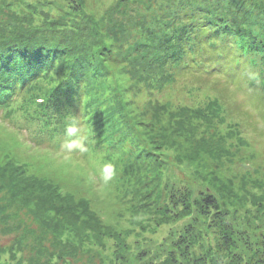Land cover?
<instances>
[{"label":"trees","instance_id":"trees-1","mask_svg":"<svg viewBox=\"0 0 264 264\" xmlns=\"http://www.w3.org/2000/svg\"><path fill=\"white\" fill-rule=\"evenodd\" d=\"M263 1L166 0L167 14L146 27V39L135 44L141 76L138 78L143 85H150L157 75L165 73L171 77L184 72L200 79L217 76L222 85H233L242 77L264 99ZM124 2L127 0H117L116 4ZM70 4L76 9L74 5L82 3L73 0ZM33 14L28 13L20 23L14 17L1 22L0 108L6 110L7 116L32 111L37 115L33 118L40 121L37 125L41 126V138L50 142L55 138L64 140L65 124L73 119L84 126L85 145L95 146L94 141L107 144L104 141H109L111 132L121 135L124 141L134 140L121 105L109 100L114 96L106 92L108 89H99L104 79L99 60L89 55L88 47L79 46L72 53V47L52 42L47 27H42L45 21L38 27L31 24ZM125 26L111 20L108 28L117 37L126 33ZM139 27L142 28L141 23ZM103 51L101 48L93 53L98 57ZM101 90L110 101L111 112L107 115L97 113L95 106ZM169 107L150 105L149 118L143 115L141 121L134 122L135 126H143L153 151L174 150V158L180 163L184 160L201 168L210 178L209 186L194 194L187 186L170 185L165 201L157 207V216L166 223L185 222L170 229L157 245L165 256L138 249L134 264H264V196L252 197L250 207L244 209V202H238L241 197L232 189V181L224 182L215 171L204 169V159L217 161L219 145L215 140L219 142L220 136L202 137L203 130L199 135L198 130L210 127L220 118L224 112L222 104L213 97L201 109ZM221 151L226 152L224 147ZM158 157V153L141 148L133 156L134 162L142 159L149 166H144V170L154 173V183L167 163ZM137 177L146 186L145 175ZM0 203L1 230L13 233L19 231L17 227L22 229L8 247L22 264L24 255L34 264L40 259L51 264L56 247L69 246L75 252L80 245H104L105 240L112 241L113 256L104 254L99 264H131L120 233L101 221L87 199L62 192L48 178L29 173L26 165L7 156L0 159ZM12 210L22 211L27 221L40 227L37 242L27 224L23 227L14 220ZM44 242L49 246H43ZM87 250L83 253L93 252L91 248ZM5 252L0 250V264H10L2 257ZM18 253L23 256L20 258ZM58 259L60 255L54 264Z\"/></svg>","mask_w":264,"mask_h":264},{"label":"rangeland","instance_id":"rangeland-1","mask_svg":"<svg viewBox=\"0 0 264 264\" xmlns=\"http://www.w3.org/2000/svg\"><path fill=\"white\" fill-rule=\"evenodd\" d=\"M71 1L73 0H0V27L1 22L7 23L6 20L10 17L16 18L20 23L25 21L28 13L33 12L31 24L38 27L45 21L46 25L42 27H47L48 38L58 46L72 47V53L79 46L88 47V52H91L89 55H94L101 64L104 79L99 89H108L106 92H111L114 96L109 100L121 105L123 114L132 126L134 140L124 141L121 135L111 132L109 141H104L107 144L94 141L95 146H92V143H86L87 150L83 151L79 149V143L84 144L87 134L82 125V135L76 149L71 154H65L61 149L65 139L55 138L50 142L45 138H36L37 134H41L38 132L41 126L37 125L40 121L33 118H37V115L32 111L29 114L10 113L11 116H7L6 110L0 108V159L7 156L26 165L29 173L48 178L62 192L87 199L101 221L120 233L125 241V250L129 251L126 257L131 259V264L137 262L138 249H150L163 257L165 252L160 251L157 245L169 234L170 229L185 222L181 220L177 224L166 223L157 216V207L165 201L168 188L171 184L175 187L187 186L195 194L209 186L210 178L201 168L184 160L181 163L176 160L174 150L163 149L162 154L160 151H153L147 144L151 140L143 133V126H135L134 122L141 121L143 115L149 118L150 105L167 104L171 109L185 107L196 110L215 97L222 104L224 112L210 127H201L198 135L203 130L202 137L220 136L219 142L215 140L219 145V152L217 161L204 159V169L215 171L224 182L232 181V189L238 193V198L241 197L238 202H244L241 206L244 209L250 207L252 197L264 196L262 94L256 93L255 88L242 77H238L233 85H222V80L217 76L200 79L184 72L176 76L171 74V77H167L165 73L157 75L152 78L150 85H143L144 82L138 78L141 76L138 72L140 66L137 65L135 44L146 39V27L152 26L155 19L167 14L166 0H127L120 6L116 4L117 0H81L82 7L74 5L76 9L71 6ZM111 20L125 23L126 33L117 37L112 35L113 31L108 28ZM30 22L31 20L27 23ZM101 48L104 51L96 57L93 52L98 53ZM162 71L171 72L169 69ZM97 96V113L101 111L103 115H107L111 112L108 97L102 90ZM115 116L118 117L117 114ZM121 139L123 141H119ZM222 146L226 152L221 151ZM137 148L158 153V158L167 162L161 169L162 172H158L160 179L157 180L158 183L155 182L156 185L152 182L154 173L144 170V166L149 167L144 160L133 161ZM104 163H112L115 168L112 179L108 181L103 179ZM140 174L145 175L146 186L138 182L137 176ZM12 211L14 220L23 227L27 224L29 231L34 233L31 237L37 242L41 234L40 227L27 221L22 211ZM17 228L18 232L9 233L2 231L0 226V250L7 251L2 257H6L10 264H22L8 249L15 240V234L22 232V229ZM111 243V240H105L104 245L83 244L75 252L69 246L56 247L51 264H54L59 255L61 259L57 260V264H99L102 257H105L104 254L113 256ZM42 245L49 246L45 242ZM89 248L93 249L91 254L83 253ZM89 251L91 250L86 252ZM18 255L20 258L23 256ZM23 257L25 264H34L33 260L25 259V255ZM40 262L47 264L48 261L40 259L37 264Z\"/></svg>","mask_w":264,"mask_h":264},{"label":"clouds","instance_id":"clouds-1","mask_svg":"<svg viewBox=\"0 0 264 264\" xmlns=\"http://www.w3.org/2000/svg\"><path fill=\"white\" fill-rule=\"evenodd\" d=\"M63 135L65 140L61 145V149L65 154H71L76 149L78 140L82 135L79 123L75 119L66 123ZM79 149L83 151L87 150L84 147L83 142L79 143ZM102 172L105 181L111 180L115 173L114 165L112 163H104L102 166Z\"/></svg>","mask_w":264,"mask_h":264}]
</instances>
